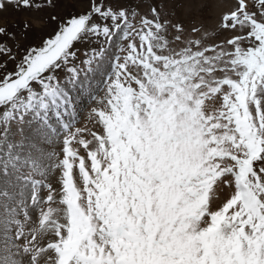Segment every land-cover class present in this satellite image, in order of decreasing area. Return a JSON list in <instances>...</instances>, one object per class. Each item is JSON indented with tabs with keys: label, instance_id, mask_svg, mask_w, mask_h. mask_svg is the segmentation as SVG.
<instances>
[{
	"label": "snow or ice",
	"instance_id": "6c2138e0",
	"mask_svg": "<svg viewBox=\"0 0 264 264\" xmlns=\"http://www.w3.org/2000/svg\"><path fill=\"white\" fill-rule=\"evenodd\" d=\"M221 6L0 0V264H264V0Z\"/></svg>",
	"mask_w": 264,
	"mask_h": 264
},
{
	"label": "rangeland",
	"instance_id": "374dc122",
	"mask_svg": "<svg viewBox=\"0 0 264 264\" xmlns=\"http://www.w3.org/2000/svg\"><path fill=\"white\" fill-rule=\"evenodd\" d=\"M209 7L205 12V23L211 25L219 22V17L224 8L221 6L223 3H226L227 0H208ZM55 11H60V9H56ZM36 14L29 12L26 9H21L17 11L13 7H9L7 11L0 13V25L8 24L10 27V30L16 31L17 29L11 28V25L13 24H19L23 20L28 19ZM24 43H35L38 42V37L35 35V33H30L29 37L26 41H23ZM9 70L12 69L13 65H8ZM94 105H89L88 108L92 107ZM87 112L88 109L86 108L84 111L80 113L81 115V123L78 126H82L86 120H87Z\"/></svg>",
	"mask_w": 264,
	"mask_h": 264
}]
</instances>
